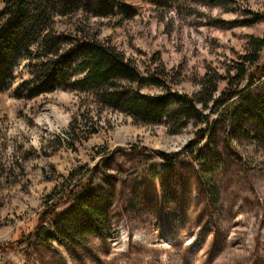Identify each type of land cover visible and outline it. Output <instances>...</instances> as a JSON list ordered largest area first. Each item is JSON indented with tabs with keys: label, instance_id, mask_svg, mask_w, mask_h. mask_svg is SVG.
I'll return each instance as SVG.
<instances>
[{
	"label": "rangeland",
	"instance_id": "rangeland-1",
	"mask_svg": "<svg viewBox=\"0 0 264 264\" xmlns=\"http://www.w3.org/2000/svg\"><path fill=\"white\" fill-rule=\"evenodd\" d=\"M215 2L112 0L113 15L90 17L92 33L142 76H169L171 93L192 99L186 121L172 98L174 115L156 123L71 90L16 99L13 89L30 78L22 63L12 89L0 93V264H264V118L243 114L264 106V77L229 83L264 42V0ZM206 80L216 86L213 99L230 88L241 95L210 113L200 101L210 89L197 97ZM134 88L169 93L159 84ZM81 168L93 175L91 190L34 234L48 196Z\"/></svg>",
	"mask_w": 264,
	"mask_h": 264
},
{
	"label": "trees",
	"instance_id": "trees-1",
	"mask_svg": "<svg viewBox=\"0 0 264 264\" xmlns=\"http://www.w3.org/2000/svg\"><path fill=\"white\" fill-rule=\"evenodd\" d=\"M221 1L216 0L215 5H220ZM114 9L112 0H4V7L0 11V93L12 89L19 68L23 62H27L24 66L30 78L13 89L12 96L16 99L30 100L58 89L71 90L76 94L95 97L101 108L119 110L131 116L136 123H156L174 115L167 106V100L172 98L179 108L174 113L181 115L185 121L189 119L187 104L193 105L192 99L186 95L172 94L167 87L169 76L157 72L142 76L130 60L92 33L90 17L106 18L114 14ZM62 18H67L68 22L62 23ZM263 46L264 42L254 46L245 60L239 63L230 85L236 88V83L244 80L252 85L264 77V65L258 63V53ZM156 84L168 89L167 97L145 95L134 88V85L149 87ZM208 88L209 98L200 101L205 109H210V113H215L220 105L241 95L230 88L222 97L213 99L216 86L206 80L201 84L197 97L206 95ZM263 107L249 106L246 108L248 112L243 114L254 119L251 113L255 112L256 118H264ZM190 109L197 111L196 107ZM202 116L207 121L210 118V114ZM184 123L181 127H184ZM81 124V117L73 120L74 132L76 126ZM207 134L206 129L196 132L197 137L186 150L193 149ZM158 156L166 162L174 159L164 153H158ZM80 170L82 168L71 173L48 196L34 234L39 235L58 214V207L80 201L91 190L93 175L85 177ZM76 221L79 220L74 217L67 226V230L73 232L71 238L77 237L73 230ZM61 233L56 230L59 237Z\"/></svg>",
	"mask_w": 264,
	"mask_h": 264
}]
</instances>
